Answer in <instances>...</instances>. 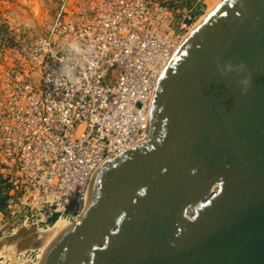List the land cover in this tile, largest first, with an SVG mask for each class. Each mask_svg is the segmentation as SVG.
I'll return each instance as SVG.
<instances>
[{"label": "water", "instance_id": "95a60500", "mask_svg": "<svg viewBox=\"0 0 264 264\" xmlns=\"http://www.w3.org/2000/svg\"><path fill=\"white\" fill-rule=\"evenodd\" d=\"M160 82L150 140L37 264H264V0H225Z\"/></svg>", "mask_w": 264, "mask_h": 264}, {"label": "built area", "instance_id": "2783aa9c", "mask_svg": "<svg viewBox=\"0 0 264 264\" xmlns=\"http://www.w3.org/2000/svg\"><path fill=\"white\" fill-rule=\"evenodd\" d=\"M205 9L62 0L42 35L10 45L0 78V236L81 217L98 167L150 137L160 80Z\"/></svg>", "mask_w": 264, "mask_h": 264}, {"label": "bare ground", "instance_id": "6f19581e", "mask_svg": "<svg viewBox=\"0 0 264 264\" xmlns=\"http://www.w3.org/2000/svg\"><path fill=\"white\" fill-rule=\"evenodd\" d=\"M224 1L225 0H206L205 1L206 9L204 13L193 23V25L189 28V30L183 35L181 41L178 44L177 50L184 43V41L193 33V31L202 22H204L212 14V12L215 11ZM158 88H157V91H158ZM157 91L155 94V98L152 102L151 111L154 109ZM152 118L153 117L150 118L149 133L153 125ZM149 140H150V137L134 145L132 149L136 148L138 145L148 142ZM113 162L115 161H113L112 159L104 161L94 173L90 186H89L88 195H87L83 213L76 222L69 223L65 219L60 218V219H56L48 227H36L35 225L21 226L15 229L11 234L1 236L0 237V264H37L40 258L44 257L51 251L58 248L62 242L67 240L76 230L82 227L89 213L92 210L95 191L99 183L100 177L108 169V167L112 165ZM28 251H32V252L36 251L37 260H33L30 258L24 259L22 261L18 260L16 255H22Z\"/></svg>", "mask_w": 264, "mask_h": 264}, {"label": "rangeland", "instance_id": "374dc122", "mask_svg": "<svg viewBox=\"0 0 264 264\" xmlns=\"http://www.w3.org/2000/svg\"><path fill=\"white\" fill-rule=\"evenodd\" d=\"M183 9L206 0H152ZM62 0H0V78L8 72L12 55L10 45L29 31L42 35L55 20ZM216 187L213 188V191ZM192 212L190 211L189 214ZM1 237V236H0ZM37 252L16 255L18 260H37Z\"/></svg>", "mask_w": 264, "mask_h": 264}, {"label": "crops", "instance_id": "0c3cea01", "mask_svg": "<svg viewBox=\"0 0 264 264\" xmlns=\"http://www.w3.org/2000/svg\"><path fill=\"white\" fill-rule=\"evenodd\" d=\"M4 181L1 180L0 178V210L4 209L5 206V197H4V186H3Z\"/></svg>", "mask_w": 264, "mask_h": 264}]
</instances>
